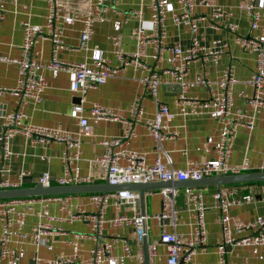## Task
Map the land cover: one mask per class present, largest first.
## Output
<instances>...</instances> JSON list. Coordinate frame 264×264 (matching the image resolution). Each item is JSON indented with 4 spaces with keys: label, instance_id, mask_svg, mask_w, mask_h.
Instances as JSON below:
<instances>
[{
    "label": "crops",
    "instance_id": "1",
    "mask_svg": "<svg viewBox=\"0 0 264 264\" xmlns=\"http://www.w3.org/2000/svg\"><path fill=\"white\" fill-rule=\"evenodd\" d=\"M169 1V11L165 20L167 38L166 46L170 47L179 43L183 48L190 45L191 33L186 25H176L171 21V13L177 9L176 0ZM218 5L229 13L228 19L215 18L213 21L218 28L206 26L200 23L197 36L200 45L213 48L227 44L222 48L219 56L212 60L197 59L191 61L185 74V80L189 83L187 97L196 100L185 103L186 114L181 113L175 102L178 87L173 78L163 73V70L171 68V53L166 50L157 54L151 44H148L139 57L147 62L160 74L158 100L168 105L173 113L170 120L163 119V124L168 130L175 132L176 136L165 139L159 146L148 129L144 125L147 118H151L155 111V101L149 92L140 83L142 72L136 70L133 65L120 63L114 50L112 37L119 38V48L125 53L134 52L137 40L134 31L143 28L146 33L152 29L151 10L148 6L150 0H103L105 11L102 13L100 6L94 0H57L63 8L72 7L78 15L92 5L96 15L102 13L104 19L96 21L93 26L91 39L88 41V49L71 50L79 45V37L82 29L80 17L67 18L63 21L62 40L66 48L59 50L58 56L67 62H90L89 55L93 49H99L102 56L110 65L117 68L116 73L108 80L87 93L81 98L78 93L71 90L73 73L65 70H55L45 67V63L51 57V31L45 27L48 4L46 0H0V9L3 17L0 19V87L10 88L15 85L17 79V66L11 61L20 57L23 41V22L30 23L41 28L47 39L36 44L38 51L35 72L44 76L46 87L41 93V100L36 102L31 97H21L19 94L5 92L0 97V135L3 133V117L5 113L20 109L25 113L21 125L33 124L45 127L59 128L75 132L78 121L70 115L75 104L81 102L83 115L88 117L91 133L81 138V154L79 160L70 162L72 174L90 175L91 184H101L106 180V174L102 167L94 161L97 155L103 152L102 141L106 138L120 135L125 129L131 128L134 135L122 145L123 149L143 153L146 165H151L159 158L166 167L167 156L171 159L174 168H184L188 161H201L214 156V150L218 144L219 133L224 123L211 111L210 107L202 105L201 101L210 99L209 89L196 82L199 74L204 73L211 81H216L221 71L229 65H233V71L237 82L233 88L234 104L242 108L246 115H255L254 126L248 129L243 125H237L232 138V150L229 162L239 166L247 159L248 172L258 171L264 164V110H253L246 104L247 98L253 95V87L249 84V78L256 65V56L238 46L234 41V34L226 28L227 22L237 26V32L242 35L257 33L249 26V16L241 9V6L249 0H216ZM257 5L264 6V0H253ZM194 13L210 16L211 12L201 0H194ZM65 10V9H63ZM138 11V12H136ZM203 52L200 51L199 54ZM203 58V57H200ZM215 88V85H214ZM141 96L144 109L143 117L136 120L129 111L130 103ZM98 103L110 107L120 114L121 120L94 119L89 116V109ZM243 121V119H240ZM7 149L0 142V177L9 179L19 187H31L38 182L43 172H49L52 185H56L54 177L63 173L61 154L66 145L61 142H50L46 145L32 144L21 133L13 134L6 139ZM73 149L70 148L69 152ZM12 152L9 158L3 157V152ZM21 175V177H20ZM261 182H244L234 184L195 186L203 192L206 205L205 221L207 227V244L204 250H197L189 264H218L217 245L221 239L220 219L221 212L215 205L213 194L218 190H237L238 195L251 194L252 200L236 202L229 206L227 216L231 224L236 221L252 220L259 215H264V194L260 191ZM185 187L174 188V203L170 201L164 205L161 189L146 190L144 195V214L156 215L161 212L175 211V225L172 218L160 223L155 218L147 221L146 240L148 249L155 252L151 258L153 264L166 263V247L159 241L162 229L168 232L184 234V241L190 232L191 213L186 209ZM92 193L73 195H45L25 198L23 203L16 206L25 213L24 231L32 233L38 223L49 226V232L41 236L38 244L31 241L17 243L9 242V248H15L20 257V264H45L51 258L67 255L87 256L89 250L97 243L113 244L111 254L117 260L107 264H139L138 253L143 246L136 238L134 228L129 225L113 227L104 222L99 232H93L91 221L87 218L72 219L71 215L82 209L87 214L95 213L96 207L89 200ZM31 206L30 209L27 207ZM141 212L140 202L138 201ZM132 215L133 211L125 206L115 207L112 203L104 210V218L110 219L118 215ZM54 227V229L52 228ZM1 234V222H0ZM121 239L127 240L131 254L124 255L121 247ZM141 247V249H140ZM8 259L0 260V264H6ZM227 264H264V245L256 246H228Z\"/></svg>",
    "mask_w": 264,
    "mask_h": 264
},
{
    "label": "built area",
    "instance_id": "2",
    "mask_svg": "<svg viewBox=\"0 0 264 264\" xmlns=\"http://www.w3.org/2000/svg\"><path fill=\"white\" fill-rule=\"evenodd\" d=\"M48 4V13L46 16L45 27L51 31V57L45 63L46 68L55 70H68L73 73L71 90L78 93L82 98L88 90L104 84L108 78L112 77L117 68L110 65L109 61L102 56L99 49H93L90 52L89 59L83 62H67L61 60L58 52L66 48L63 36V21L67 18H78L82 23V29L79 37V45L71 50L88 49V41L93 33V26L96 21H102L105 11L102 5L103 0H94L96 5L100 6L102 13L96 15L90 4L87 10L78 15L76 9L72 7L63 8L57 0H46ZM177 9L174 10L170 17L176 25H186L191 33L190 45L183 48L179 43L170 47L166 46L167 31L165 20L169 11L168 0H150L148 6L151 10L152 29L146 33L143 28L134 31V37L137 40V47L134 52L123 53L119 48L120 40L116 36L112 37L114 45L118 48L114 50L115 55L120 63L124 65H133L136 70L142 72L139 78L140 83L149 92L150 97L155 101V111L151 118L144 121L150 135L160 146L165 139L176 136L175 132L168 130L163 124V119L170 120L173 113L170 112L166 103L158 100L160 85V74L147 62L139 59L141 51L148 44H151L157 54H162L166 50L171 53V68L163 70V73L173 78L174 84L178 87L175 98L181 113L186 114L184 104L190 101L196 103V100L187 97L189 83L185 80V74L191 61L197 59L210 58L215 60L223 47L222 46L206 48L200 45L197 32L201 22L206 26L218 28L219 25L213 20L215 18L226 19L229 15L217 3L216 0H201V3L210 9V16L197 15L194 13V0H176ZM65 9V10H63ZM241 9L249 16V26L252 31L258 30L257 33L242 35L237 32V26L232 22L226 23V28L234 34L235 43L246 51L253 52L256 56V65L253 73L249 78V84L253 87V95L247 98L246 104L254 111L258 108L264 110V6L257 5L253 0L245 2ZM138 12V11H136ZM3 17V11L0 9V19ZM228 19V18H227ZM43 29L33 26L30 21L23 22V41L21 44V55L18 58L11 59L17 66V79L14 86L10 88L0 87V97L5 93L19 94L21 97H31L36 102L41 100V93L47 83L44 76L35 72L39 65L37 62L38 51L36 44L47 39ZM202 51V54H199ZM203 57V58H200ZM196 82L205 85L210 91V99L201 101L205 107H210L212 113L224 123V127L219 133L218 144L214 150V156L201 161H188L184 168H174L171 165V159L167 156L166 167L159 158L151 165H146L145 155L143 153L129 151L122 148L133 135L131 128L125 129L120 135L106 138L102 141L103 152L94 159L106 174V179L111 185L137 183V182H154V181H182V180H199L204 177L216 175H232L245 173L249 171L247 159L239 166L230 164L229 159L232 150V138L235 134L237 125H243L248 129L254 126L255 115H246L242 108L234 104L233 88L237 78L233 71V65L224 68L216 81L209 80L204 73L197 76ZM215 85V88H214ZM83 106L81 102L75 104L70 115L77 119L78 128L75 132L68 130L45 127L33 124L21 125V120L25 113L16 109L5 113L3 120V133L0 135V142L6 150V139L13 134L21 133L26 140L32 144L46 145L50 142H61L66 145V149L61 154L63 164V173L54 177L56 185L70 184H91L93 179L90 175L72 174L70 162L79 160L81 154V138L91 133V126L88 123V117L83 115ZM132 116L138 121L144 114L141 103V96H137L129 106ZM89 116L94 119H111L121 120L120 114L110 107L94 103L89 109ZM243 119V121H240ZM264 121V116H263ZM73 150L69 152V149ZM12 152H3L4 158H9ZM258 171H264L262 164ZM21 177V175H20ZM49 172H43L38 182L43 186L52 185ZM17 184L12 183L7 178L0 177V189L17 188ZM261 192L264 193V181L261 182ZM164 205L170 201L171 206L174 203L175 190L173 188L161 189ZM186 209L191 213L190 232L184 241V234L175 231L168 232L165 229L159 234V241L166 247L165 264H189L196 251L204 250L207 244V227L205 221L206 205L204 202L203 192L193 187H185ZM73 195V194H66ZM25 198H2L0 199V260L8 259L6 264H20V257L15 248H9L8 244L12 240L17 243L31 241L38 244L41 236L49 232V226L44 223H38L32 233L24 231L25 213L16 208L18 204L23 203ZM215 205L221 212L220 230L221 239L217 245L218 264H227V247L228 246H256L264 245V215H259L252 220L236 221L231 224L227 211L230 205L252 200L251 194L239 196L237 190L229 191L218 190L213 194ZM92 205L96 207V212L87 214L84 210L79 209L71 215L72 219L87 218L91 221L93 232H99L104 222L116 227L129 225L134 228L136 238L142 243V238L146 236L148 229L147 221L150 218L157 219L160 223L163 220L172 221L175 225V211L161 212L156 215H147L141 213L138 206L139 193L135 190H118L108 192H96L89 197ZM112 203L115 207L125 206L133 211L132 215H118L110 219L104 218V210ZM28 209L31 206L27 207ZM54 229V227H52ZM121 247L124 255L130 256L131 250L127 240L121 239ZM113 244L97 243L93 246L87 256L67 255L62 257L51 258L45 261V264H107L115 262L117 258L111 254ZM141 249V247H140ZM155 252L148 249L149 264H153L151 258ZM139 264H144L142 250L138 253Z\"/></svg>",
    "mask_w": 264,
    "mask_h": 264
},
{
    "label": "water",
    "instance_id": "3",
    "mask_svg": "<svg viewBox=\"0 0 264 264\" xmlns=\"http://www.w3.org/2000/svg\"><path fill=\"white\" fill-rule=\"evenodd\" d=\"M264 181V171L245 172L232 175H216L204 177L199 180H182V181H154V182H137L111 185L106 179L101 184H70V185H50L43 186L40 182L35 183L31 187H19L0 189V199L2 198H22L45 195H62V194H81V193H96L118 190H135L139 193V202L141 213H144V195L146 190H155L163 188H178V187H195L216 185L218 188L222 184H234L244 182ZM143 259L144 264H149L148 244L146 236L142 238Z\"/></svg>",
    "mask_w": 264,
    "mask_h": 264
},
{
    "label": "rangeland",
    "instance_id": "4",
    "mask_svg": "<svg viewBox=\"0 0 264 264\" xmlns=\"http://www.w3.org/2000/svg\"><path fill=\"white\" fill-rule=\"evenodd\" d=\"M255 182H262V181H255ZM249 183H251V182H249ZM261 191V190H260ZM264 194V193H263Z\"/></svg>",
    "mask_w": 264,
    "mask_h": 264
}]
</instances>
